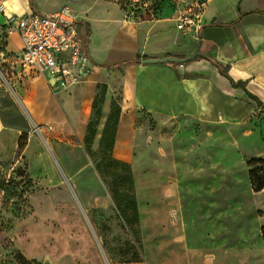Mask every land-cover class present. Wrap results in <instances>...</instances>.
Wrapping results in <instances>:
<instances>
[{"label": "crops", "instance_id": "0c3cea01", "mask_svg": "<svg viewBox=\"0 0 264 264\" xmlns=\"http://www.w3.org/2000/svg\"><path fill=\"white\" fill-rule=\"evenodd\" d=\"M0 4V168L13 169L24 158L33 163L41 156L43 162L48 151L66 162L70 154L61 148L85 143L91 123L100 141L114 135L115 159L131 162L144 143L148 151L161 152V165L168 169L178 166L177 155L184 153L183 169L193 170L198 180L211 176L218 165L229 170L235 156L264 158V139L244 132L264 115V0H205L200 27L191 35L177 28L176 15L136 19L116 1ZM64 4L78 17L91 59L85 80L67 89L47 74L23 69L16 56L22 39L8 20L32 12L51 14ZM199 41L202 55L191 61H144L185 58ZM143 114L161 125L199 127L200 136L211 142L218 138V127H229L233 134L220 148L206 140L188 146L168 135L162 136L168 143L158 144ZM23 135L27 143L21 149ZM233 140L236 145L228 143Z\"/></svg>", "mask_w": 264, "mask_h": 264}, {"label": "rangeland", "instance_id": "374dc122", "mask_svg": "<svg viewBox=\"0 0 264 264\" xmlns=\"http://www.w3.org/2000/svg\"><path fill=\"white\" fill-rule=\"evenodd\" d=\"M108 1L136 19L177 18L203 2ZM142 121L156 131L158 144L211 142L199 127L161 125L149 114ZM244 132L264 139V115ZM97 133L62 147L71 157L66 162L48 151L43 162L24 158L13 169L0 168V264H264V191L252 189V158L235 156L229 170L218 165L198 180L183 169L184 153L167 169L161 152L144 143L127 165L117 163L111 140L102 142ZM214 133L211 143L220 148L233 130ZM26 143L23 135L21 149Z\"/></svg>", "mask_w": 264, "mask_h": 264}, {"label": "built area", "instance_id": "2783aa9c", "mask_svg": "<svg viewBox=\"0 0 264 264\" xmlns=\"http://www.w3.org/2000/svg\"><path fill=\"white\" fill-rule=\"evenodd\" d=\"M202 8L203 2L197 1L180 12L178 27L188 33L198 32ZM0 9H4L3 4ZM8 20L22 39L23 46L16 56L24 70L47 74L64 89L85 80L91 59L78 17L69 4L51 14L32 12L12 15Z\"/></svg>", "mask_w": 264, "mask_h": 264}, {"label": "trees", "instance_id": "16d2710c", "mask_svg": "<svg viewBox=\"0 0 264 264\" xmlns=\"http://www.w3.org/2000/svg\"><path fill=\"white\" fill-rule=\"evenodd\" d=\"M202 1V0H201ZM205 0H203L204 2ZM172 63V62H170ZM224 72V70H223ZM113 130L115 128V125L112 126ZM91 134L95 132L94 130V125L90 126ZM108 140H111V143L113 145L114 143V135L111 134V137H109ZM105 140L104 137H102V142L108 141ZM117 163L120 164H125L127 165V162L120 161V160H115ZM249 165H257L256 167H252L250 170V181L252 185V189L254 192L258 193L261 192L264 189V158H252L248 161ZM263 234H264V229H263Z\"/></svg>", "mask_w": 264, "mask_h": 264}, {"label": "water", "instance_id": "95a60500", "mask_svg": "<svg viewBox=\"0 0 264 264\" xmlns=\"http://www.w3.org/2000/svg\"><path fill=\"white\" fill-rule=\"evenodd\" d=\"M200 46H201V42L199 41L196 45V49L194 50V52L185 58H181V57H177V56H165V57H161V58H150V59H146L144 61L145 62L185 63V62L191 61V60L195 59L196 57L202 55V53L200 52Z\"/></svg>", "mask_w": 264, "mask_h": 264}]
</instances>
